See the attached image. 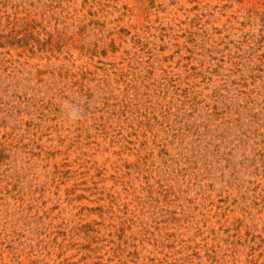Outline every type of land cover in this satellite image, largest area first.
<instances>
[{
  "label": "rangeland",
  "instance_id": "1",
  "mask_svg": "<svg viewBox=\"0 0 264 264\" xmlns=\"http://www.w3.org/2000/svg\"><path fill=\"white\" fill-rule=\"evenodd\" d=\"M0 264H264V0H0Z\"/></svg>",
  "mask_w": 264,
  "mask_h": 264
}]
</instances>
